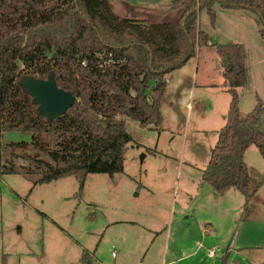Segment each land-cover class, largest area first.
Listing matches in <instances>:
<instances>
[{"label":"rangeland","instance_id":"374dc122","mask_svg":"<svg viewBox=\"0 0 264 264\" xmlns=\"http://www.w3.org/2000/svg\"><path fill=\"white\" fill-rule=\"evenodd\" d=\"M166 1L108 3L118 17L174 21L181 8L169 9V3L163 7ZM213 8L212 23L204 9L198 13V25L209 41L242 43L245 49L244 84L237 88L243 116L256 97L264 100L261 23L246 9L223 8L218 3ZM183 65L167 73L171 86L178 84L179 76L182 82L192 79L193 73L196 83L221 79L218 56L210 43H200L194 58ZM191 96V105L183 104L176 115L162 111L157 126L141 127L135 119L121 116L130 135L122 171L88 173L80 193L73 175L35 183L37 175L0 173V264H161L172 257L168 248L163 258L161 235L169 233L171 246L181 239L180 230L191 226L202 229L198 246H204L196 252L193 242L191 248L182 247L174 258L190 252L192 256L175 264H264V160L254 145L245 150L251 193L247 202L233 188L214 195L208 183L200 182L223 122L222 115L218 117L209 106L226 110L229 94L220 86L207 85L198 86ZM21 140H29V134L0 133V165L7 155L2 145ZM142 208L143 214L137 213ZM135 215L137 223L122 222L112 228L107 224ZM119 239L124 246L114 250L110 243ZM210 249L215 252L212 256L207 255Z\"/></svg>","mask_w":264,"mask_h":264},{"label":"trees","instance_id":"16d2710c","mask_svg":"<svg viewBox=\"0 0 264 264\" xmlns=\"http://www.w3.org/2000/svg\"><path fill=\"white\" fill-rule=\"evenodd\" d=\"M214 3L253 12L264 38V0H171L167 8H181V14L168 22L118 17L108 0H0V133L29 134L27 141L2 145L7 155L0 173L37 175L35 183L73 175L80 193L88 173L122 171L130 135L121 116L141 127L159 125L165 74L194 57L200 43H210L229 102L200 182L216 196L236 189L247 202L244 152L254 145L264 160V100L256 97L240 115L244 46L210 42L198 25L201 9L213 22ZM49 73L76 97L51 122L17 84L22 75L45 78Z\"/></svg>","mask_w":264,"mask_h":264},{"label":"crops","instance_id":"0c3cea01","mask_svg":"<svg viewBox=\"0 0 264 264\" xmlns=\"http://www.w3.org/2000/svg\"><path fill=\"white\" fill-rule=\"evenodd\" d=\"M170 1L171 0H168V1H166L164 3H161V4L164 7ZM143 2H146L147 5H149V4H151L152 0H143ZM228 9H232V8H228ZM180 14H181V12H180ZM192 58H194V57H192ZM183 67H184V65L181 66L180 68L176 69V70L179 71ZM217 73L220 74V68L218 69ZM182 74H183V71H182ZM194 75L195 74L193 73L192 79L189 78V77H186L183 82H182V78L179 76L178 77V80H177V83L178 84H176V82H175V86H171V80L167 76V73L165 74V78H167L166 79V85H165L164 91L162 93V96L160 98V104H159L160 123H161V121L163 119L162 111L166 115H172L173 116V115H176V113L179 111L180 106H182L183 104H184V106L191 105L190 104V97H191V101H192L191 94H193L194 90L198 86H207V85L208 86H215V87L220 86L223 89V91H226L225 88L221 86L222 77H221L220 80L215 81V82L196 83L195 78H194ZM228 102H229V100H228ZM227 107H228V103H227ZM227 107H226V110H225L221 106L219 108H216V109H214L213 106H211V105L209 106V110H212L213 113H216L218 117H220L222 115L221 118L223 119V122L222 123H219L218 129L224 124L225 115H223L224 113H221V112H224L225 111V113H226ZM216 138H217V135H216ZM214 143H213V145H214ZM245 157H246V151L244 152V160H245L246 164L248 165ZM263 183H264V180H263ZM263 183H261V185ZM261 185H259L258 188H260ZM228 190H226V191H228ZM255 190L256 189L254 188V192H255ZM143 211H145V210H143V208H142L140 211L137 210V213H142ZM137 218L138 217H136V215H135L134 217H132L130 219H127L128 221L123 220V219H118V220H112V221L108 222L107 224L111 225L110 228H112L115 225H117L118 223H122V222H133V223H137ZM150 230L153 231V229H150ZM179 230L180 229L177 228L175 231H177V233H179ZM180 232H181V236L179 238H181V239H176V241H174V244H172L171 246H170V235H169V233L168 234L163 233L161 235V237L159 239V246L162 248L163 258H165L168 248H170V255L172 256L169 260L164 261L161 264H175L178 259H181V258H184V257H187V256H192V253L193 252H190V254H188V253L187 254H182L179 257L174 258V256L176 255V252L179 251V249H182V247L191 248L192 242H193V245L196 246L195 252L198 251V249H202V247L204 246V245H202L201 247L198 246V239L202 235V229L197 230L195 228H192V226H191V228L190 227H187L185 230H180ZM180 240H183V241L181 243H179ZM186 243H189V245H187ZM110 244H111V247L114 250H116L115 249V246H117V248H120L123 245L121 239H119V240H113V243H110ZM245 246H247V245H245ZM136 264H142V262H139V263H136Z\"/></svg>","mask_w":264,"mask_h":264},{"label":"water","instance_id":"95a60500","mask_svg":"<svg viewBox=\"0 0 264 264\" xmlns=\"http://www.w3.org/2000/svg\"><path fill=\"white\" fill-rule=\"evenodd\" d=\"M17 84L36 104L37 113L49 122L62 115L76 100L73 93L57 85L52 73L45 78L22 75Z\"/></svg>","mask_w":264,"mask_h":264},{"label":"built area","instance_id":"2783aa9c","mask_svg":"<svg viewBox=\"0 0 264 264\" xmlns=\"http://www.w3.org/2000/svg\"><path fill=\"white\" fill-rule=\"evenodd\" d=\"M214 253H215L214 249H210V250L207 251V255L208 256H212V255H214Z\"/></svg>","mask_w":264,"mask_h":264}]
</instances>
